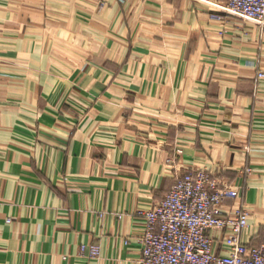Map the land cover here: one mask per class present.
Here are the masks:
<instances>
[{
    "label": "crops",
    "instance_id": "obj_1",
    "mask_svg": "<svg viewBox=\"0 0 264 264\" xmlns=\"http://www.w3.org/2000/svg\"><path fill=\"white\" fill-rule=\"evenodd\" d=\"M207 1L0 0V264H141L200 170L264 244V29Z\"/></svg>",
    "mask_w": 264,
    "mask_h": 264
},
{
    "label": "built area",
    "instance_id": "obj_2",
    "mask_svg": "<svg viewBox=\"0 0 264 264\" xmlns=\"http://www.w3.org/2000/svg\"><path fill=\"white\" fill-rule=\"evenodd\" d=\"M207 2L216 9L213 19L221 20V14H225L264 29V0ZM263 77L259 72L258 78ZM238 196L237 188L220 185L205 170L178 177L170 191L144 213L141 264H264V244L251 246L241 240L242 231L249 225L248 211L244 207L229 215L223 211L224 201ZM213 229L230 231L225 238L228 254L214 252L209 234Z\"/></svg>",
    "mask_w": 264,
    "mask_h": 264
}]
</instances>
